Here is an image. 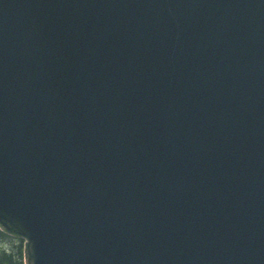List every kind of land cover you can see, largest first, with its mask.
<instances>
[{"label":"water","instance_id":"water-1","mask_svg":"<svg viewBox=\"0 0 264 264\" xmlns=\"http://www.w3.org/2000/svg\"><path fill=\"white\" fill-rule=\"evenodd\" d=\"M0 231L25 264H264V0H0Z\"/></svg>","mask_w":264,"mask_h":264},{"label":"trees","instance_id":"trees-1","mask_svg":"<svg viewBox=\"0 0 264 264\" xmlns=\"http://www.w3.org/2000/svg\"><path fill=\"white\" fill-rule=\"evenodd\" d=\"M1 238H8V236L0 232V239ZM0 264H22L20 247H18L16 252L0 247Z\"/></svg>","mask_w":264,"mask_h":264},{"label":"rangeland","instance_id":"rangeland-1","mask_svg":"<svg viewBox=\"0 0 264 264\" xmlns=\"http://www.w3.org/2000/svg\"><path fill=\"white\" fill-rule=\"evenodd\" d=\"M0 247L6 248L7 250L12 252H16L18 250V247H20L21 251V242L18 239L13 238H1Z\"/></svg>","mask_w":264,"mask_h":264}]
</instances>
